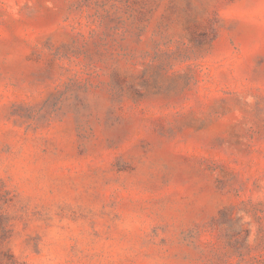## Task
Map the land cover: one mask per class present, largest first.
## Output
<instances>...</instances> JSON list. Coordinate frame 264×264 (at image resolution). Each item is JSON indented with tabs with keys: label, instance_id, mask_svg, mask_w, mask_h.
I'll use <instances>...</instances> for the list:
<instances>
[{
	"label": "rangeland",
	"instance_id": "rangeland-1",
	"mask_svg": "<svg viewBox=\"0 0 264 264\" xmlns=\"http://www.w3.org/2000/svg\"><path fill=\"white\" fill-rule=\"evenodd\" d=\"M0 219V264H264V0H0Z\"/></svg>",
	"mask_w": 264,
	"mask_h": 264
},
{
	"label": "trees",
	"instance_id": "trees-1",
	"mask_svg": "<svg viewBox=\"0 0 264 264\" xmlns=\"http://www.w3.org/2000/svg\"><path fill=\"white\" fill-rule=\"evenodd\" d=\"M0 233V245H2L4 241L10 238V236L7 235L8 230L3 219H0Z\"/></svg>",
	"mask_w": 264,
	"mask_h": 264
}]
</instances>
